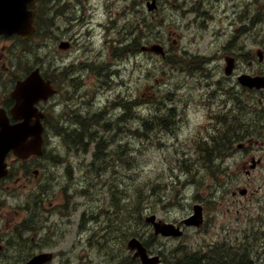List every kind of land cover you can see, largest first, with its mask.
I'll return each instance as SVG.
<instances>
[{
  "label": "rangeland",
  "instance_id": "rangeland-1",
  "mask_svg": "<svg viewBox=\"0 0 264 264\" xmlns=\"http://www.w3.org/2000/svg\"><path fill=\"white\" fill-rule=\"evenodd\" d=\"M148 1L56 0L43 5L45 38L37 52L47 63L60 66L62 78L73 83L76 91L60 94L64 102L49 110L52 124L46 155L24 163L15 159L14 184L0 194V203L12 211L7 219L15 223L51 219L52 227L74 243L71 255L79 264H141L125 246L133 234L143 242L150 239L153 227L146 223V216L155 213L168 222L181 219L200 199H220L214 177L234 178L222 172L205 174L201 167L204 144L191 140L196 136L201 141L206 125L214 120V116L205 118L202 111L212 102L204 100V79L196 68L206 65L192 64L183 54L169 59L142 47L160 43L175 53L198 55L217 41L232 46L236 44L231 37L234 23L239 27L246 22L254 35L264 33V0H158L159 8L152 12ZM68 37L74 46L65 53L59 44ZM126 39L130 44L123 46ZM71 71L76 76L73 82L68 76ZM75 114L93 118L79 119ZM167 114L178 118V123ZM79 120L89 126L82 128ZM65 121L81 130L84 138L96 131V136H102L101 125L110 124L107 133L112 146L100 154L96 165L93 149L84 154L72 134L68 142L64 140L58 127ZM213 153H208L213 161L209 164H214L209 169L220 168L219 152ZM36 169L41 170L37 177ZM19 176L23 178L17 183ZM83 185L87 194L79 198L76 193ZM112 187L117 189L109 191ZM206 190L212 197L206 196ZM209 204L212 219L203 228H188L167 245L168 239L154 237L148 249L164 252L165 264L185 252L198 251L206 239L227 240L232 248L256 253L260 245L255 234L241 233L252 222L221 219L228 204L220 200ZM254 257L256 264H264V254L262 260Z\"/></svg>",
  "mask_w": 264,
  "mask_h": 264
},
{
  "label": "flooded vegetation",
  "instance_id": "flooded-vegetation-1",
  "mask_svg": "<svg viewBox=\"0 0 264 264\" xmlns=\"http://www.w3.org/2000/svg\"><path fill=\"white\" fill-rule=\"evenodd\" d=\"M41 36L37 40L35 34L28 39L0 34V119L3 122H17L13 113L17 99L13 92L17 83L35 68H40L43 77L49 79L58 92L51 99L39 101V109L58 108L60 98L57 96L64 90L75 89L73 83L62 78L60 66L55 62L47 63L40 57L37 49L42 47L45 38L43 34ZM67 39L72 46V38ZM206 50L207 53L195 58L206 65L204 69L208 74L201 75L204 79V100L215 104L217 110L210 109L214 120L203 141L219 144L216 145L220 149L217 158L223 162L220 168L225 175L234 176L213 184L221 191L220 202L228 204L220 217L264 219V89H248L237 81L241 74L264 76V38L256 46L249 41L241 44L237 39L232 46L217 41L207 45ZM16 57H23L26 64L16 63ZM230 59H233L235 70L233 75L227 76L225 69ZM212 64L215 65L211 67ZM70 75L69 79L74 81L76 76L72 71ZM246 114L251 122L237 124L233 121V118ZM9 178L8 174L0 180V189L10 188V183H6ZM219 200L214 198L215 203ZM203 208L205 219H212L205 204ZM10 214L12 211L0 203V264H28L41 254H45L41 257L45 260L39 264H78L71 255L74 243L68 240L66 233L52 227L54 222L51 219H20L15 223L13 219H7ZM27 223L30 224L25 225ZM260 228L264 231L263 223ZM152 253L160 254L161 264H164L162 251Z\"/></svg>",
  "mask_w": 264,
  "mask_h": 264
},
{
  "label": "water",
  "instance_id": "water-1",
  "mask_svg": "<svg viewBox=\"0 0 264 264\" xmlns=\"http://www.w3.org/2000/svg\"><path fill=\"white\" fill-rule=\"evenodd\" d=\"M34 3L35 0H0V33H20L23 36H28L32 33L35 30V27L33 26L35 11L30 10L29 6ZM148 6L150 9L156 8V1L154 0L152 4L149 3ZM147 49L161 53L163 52L162 47L159 45H152ZM243 82L250 86L264 85V81L261 79L244 78ZM52 93L53 90L49 89V92L45 97ZM24 112L28 115L26 124L19 127L3 129L0 133V177L4 175L3 161L6 154L11 149H14V152L17 155L24 158L31 153H42V132L44 126L41 119L43 114L40 113V115L36 117V120L33 121L30 117L34 115L35 108L32 107L31 110L27 108ZM198 215L200 219H198ZM198 215H196L197 219L196 216L186 219V224L201 225V214L199 213ZM155 219V216H151L147 218V221L154 223L157 234L162 233L164 235L174 236H181L183 234V232L175 227L174 224H166L162 221L156 222ZM130 249L136 250L135 256L141 257L143 264H157L159 262V257H150L146 248L136 238L130 241Z\"/></svg>",
  "mask_w": 264,
  "mask_h": 264
},
{
  "label": "bare ground",
  "instance_id": "bare-ground-1",
  "mask_svg": "<svg viewBox=\"0 0 264 264\" xmlns=\"http://www.w3.org/2000/svg\"><path fill=\"white\" fill-rule=\"evenodd\" d=\"M58 27V26H57ZM63 28V27H62ZM130 29V28H129ZM57 31V30H56ZM61 31V30H60ZM62 32V31H61ZM63 35H64V33H62ZM66 35V34H65ZM68 35V34H67ZM54 40V39H53ZM55 41V40H54ZM58 42V41H57ZM135 48V47H134ZM113 49V48H112ZM115 49V48H114ZM114 51V50H113ZM124 55V54H123ZM128 55V54H127ZM243 55V54H242ZM116 58V57H115ZM169 59H170V57H169ZM178 63V62H177ZM180 64H182V63H180ZM176 66V65H175ZM180 66V65H179ZM181 67H183V66H181ZM190 68V67H189ZM189 68H187V69H189ZM193 69H191V73H194L195 71H192ZM187 71V70H186ZM201 71H202V68H201ZM188 72H190L189 70H188ZM78 80V79H77ZM80 81V80H79ZM78 81V82H79ZM76 84V83H75ZM215 85H216V83H214ZM210 86V85H209ZM101 88V87H100ZM72 89V88H71ZM240 89V88H239ZM73 90V89H72ZM71 90V91H72ZM76 90V89H75ZM63 92V91H62ZM77 93V92H76ZM74 94H75V92H74ZM68 97H70V96H68ZM67 97V98H68ZM86 97V96H85ZM66 98V97H65ZM64 98V99H65ZM89 98V97H88ZM121 99V98H120ZM137 99V98H136ZM136 99H134V100H136ZM74 100V99H73ZM89 100V99H88ZM67 101V100H66ZM84 101V100H83ZM64 102V101H63ZM128 102V101H127ZM68 104V103H67ZM59 105V104H58ZM125 108L126 109H129V105L127 104V105H125ZM247 115L248 114H246V115H242V116H238V117H235V118H233V121L235 122V123H237V124H243V123H245V121H247V122H249L250 120V117L249 118H247ZM167 116L173 121V122H175V123H178L177 122V119L178 118H176L175 120H174V118H172L171 116H170V114H167ZM88 120H91L92 118H93V116H90L89 118L88 117H86ZM81 121V120H80ZM251 122V121H250ZM85 124V123H84ZM89 125V124H88ZM102 126V130H103V132H99L102 136H99L98 134H97V136H96V138H94V140H91V137L92 136H86L85 138H84V136H82V139H84L83 141H86V145H84L83 146V151H84V153H86V154H90L91 153V149H93V153H92V161L94 162V164L96 165L97 164V159H98V157L100 156V154H99V151L103 148V146H105V148H106V150H108L109 148H111V146H112V143H110V140H109V137H108V133H107V129L109 128V126H110V124H108V123H105V124H103V125H101ZM114 130V129H113ZM111 132H112V130H111ZM110 132V133H111ZM82 139H80V140H82ZM75 140H76V138H75ZM101 140H103L105 143L103 144V143H101L100 141ZM77 141V140H76ZM79 142V141H78ZM81 142V141H80ZM79 142V143H80ZM101 144H103L102 145V148H101ZM105 150V151H106ZM200 153H201V150H200ZM204 163H203V165H201V167H203V168H205L206 169V171H205V174H209L208 172H216V173H219V172H221L222 171V168H214V169H209V167L210 166H212L213 167V165L211 164H209V163H213V161L211 160V159H208V160H204L203 161ZM65 163V162H64ZM105 163H106V165H107V168L109 167V164H108V162H107V158H106V161H105ZM66 165V164H65ZM68 167V166H67ZM192 168V167H191ZM194 169H196V167L194 168ZM199 169V168H198ZM69 170V169H68ZM107 170V169H106ZM192 170V169H191ZM200 170V169H199ZM64 171H66V170H64ZM101 174V173H100ZM186 180V179H185ZM184 180V181H185ZM98 184V183H97ZM96 185V184H95ZM113 186V185H112ZM50 187V186H49ZM87 186L86 185H83V186H81L80 187V189H79V191L76 193V194H81V195H86L87 194V188H86ZM97 187V186H96ZM117 188L116 187H112L111 189H109V191H115ZM49 190V189H48ZM50 191V190H49ZM148 196V195H147ZM125 199V198H124ZM113 204H116V203H113ZM128 204V203H127ZM94 211V210H93ZM92 211H88V214H90ZM87 214V215H88ZM86 215V216H87ZM150 215H152V214H150ZM150 215H148V216H146V218H145V221H146V219L150 216ZM97 216V215H96ZM153 216V215H152ZM86 218V217H85ZM84 218V219H85ZM90 219H92V220H94V218H93V216L91 215L90 217H89ZM98 217H96L95 219H97ZM99 219V218H98ZM98 219H97V221H98ZM101 223V222H100ZM146 223L147 224H149L147 221H146ZM150 225V224H149ZM123 234L125 233V232H122ZM121 233V236L123 235ZM159 236H161L160 234H159ZM154 237H158L156 234H155V232H154V228H153V234H152V236L150 237V239H147V240H145V239H143L144 240V242L139 238V237H136V236H132V237H130L129 239H127V241H126V246H125V249H126V251H130L131 252V250H130V241L132 240V239H134V238H137L139 241H141L142 243H144L145 245L146 244H149V241H151V239L152 240H154ZM159 238V237H158ZM169 240H171V238L170 239H168L167 240V242L169 241ZM173 240V239H172ZM155 241V240H154ZM169 244V243H168ZM211 252H214V253H212V255H210L211 254ZM185 254L187 255V257H193V258H196V259H200V257H197V256H192L191 255V252H185ZM238 255H237V247L236 248H232L231 246H226L223 250H221V251H217V250H215V249H212L211 251H210V253H209V256H208V259H206V260H202L200 263L201 264H231L230 263V258H235V257H237ZM128 258V256L127 255H125V257H124V260H126ZM126 262V261H125ZM253 264H256V262L254 261L253 262Z\"/></svg>",
  "mask_w": 264,
  "mask_h": 264
},
{
  "label": "trees",
  "instance_id": "trees-1",
  "mask_svg": "<svg viewBox=\"0 0 264 264\" xmlns=\"http://www.w3.org/2000/svg\"><path fill=\"white\" fill-rule=\"evenodd\" d=\"M79 119H84V120H87V118L86 117H78ZM79 123L81 124V127L82 128H87L89 125V123L88 122H86V121H80L79 120ZM85 123V124H84ZM61 130L62 131H66V133L64 134V135H66V137H65V139H68L67 137H70V135L72 134V135H74L75 136V138H76V140L77 141H75V142H77V143H79L80 141V143L79 144H81V145H86L85 143H84V139H82V136H83V132L81 131V130H79L78 128H74V127H72V126H68V127H64V126H62L61 127ZM97 133V131L94 133V134H90L89 136H92L91 137V140H94V138H95V134ZM80 139H82V140H80ZM79 141V142H78ZM102 145L103 144H101V148H102ZM106 150V148H105V146H103V148L99 151V154L100 153H104V151ZM215 250H217V251H221V250H223V248H222V246H218ZM191 255L192 256H197V257H200V259L198 260V259H196V258H193V257H187V255L186 254H183L182 256H180V257H177L175 260H174V262H173V264H201L200 262L202 261V260H206V259H208V257H207V255L206 256H203V255H200V254H197V253H193V252H191ZM237 257H235V258H230V263L231 264H253V261H252V259H251V256H250V254H248L247 252H246V250H242L241 249V251H238L237 252ZM207 257V258H206ZM206 258V259H205Z\"/></svg>",
  "mask_w": 264,
  "mask_h": 264
}]
</instances>
